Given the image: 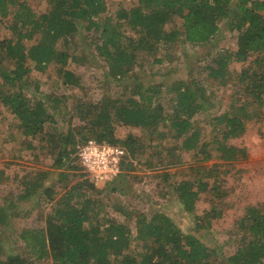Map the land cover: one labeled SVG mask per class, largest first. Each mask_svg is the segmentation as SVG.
I'll list each match as a JSON object with an SVG mask.
<instances>
[{"label":"rangeland","instance_id":"obj_1","mask_svg":"<svg viewBox=\"0 0 264 264\" xmlns=\"http://www.w3.org/2000/svg\"><path fill=\"white\" fill-rule=\"evenodd\" d=\"M23 1L38 14L50 8L48 0H14L13 4L7 5L2 3L0 39L18 38L19 31L15 27L18 20L15 13ZM136 2L137 0H109L106 14L116 19L119 11L130 8ZM3 12L7 14L2 17ZM180 22L179 19L170 22L166 29L178 28ZM229 23L230 21L224 19L218 34L206 44H191L180 39L171 46L161 45L156 55L138 51L136 64L122 74L110 68L105 57L101 55L98 49L102 44L100 30L86 28L87 23L84 26L81 24L72 37L58 42L59 48L70 49L72 59L66 68L78 77L79 85L76 86L64 83L63 73L59 72L60 67L55 63H51L44 70L32 64V71L25 77L27 86L24 91L32 105L39 100L43 101L51 118L46 123V133L36 138L26 137L17 127L18 121L14 115L0 101V170L5 171L7 176L0 185V199L9 197L14 202L13 209L9 210L13 214L9 221L11 223L0 224L2 259L15 251L23 256L32 253L29 245L31 239L23 237V233L40 229L46 235L47 217L62 207L67 201V191L74 188H77L76 193L97 199L102 208L99 217L115 219L118 222L126 221L123 214L125 209L144 212L148 218L160 210L172 217L182 228L192 230L196 224L195 215L203 217L207 212H216L217 208V212L221 214L209 217L211 227L195 230V233L206 245L215 248L218 261L227 259L226 257L238 249L245 235L238 220L246 214L249 205L264 211V102L254 111L258 115L244 120V132L230 140L233 145L247 149V158L230 162L220 153L217 156V145L213 139L215 135H220L221 130L220 125L211 123V119L226 111L240 114L243 109H255L252 103L245 104L249 97L237 83L236 75L243 68H255L251 61L257 55L250 57L245 63L231 64V80L225 86L219 85L218 81L212 83L206 76L207 66L220 51L237 48L240 33L238 30H231ZM122 30L126 36L124 44L130 43L131 36H137L130 26L123 25ZM40 39V34L35 33L33 38H26L24 42L32 45ZM2 54L0 52V57ZM261 67L258 65L257 69ZM191 79L203 90L207 88L203 92L206 100L211 96L208 110L198 112L193 119L197 126L203 128V141L208 143V150L212 151L213 156L204 160L203 153L196 154L195 151L182 149L179 147L181 139L172 136L165 126L158 127L156 133L150 134L140 126L119 124L115 133L117 146L125 150L122 171L114 181L96 184L80 164L78 154L80 147L98 132V128L90 131L93 125L90 120H94L95 110L87 115V110L80 111L77 105L95 106L97 109V104L104 99L134 96L139 100V93L130 94L132 90H146L155 86L161 92L154 97L153 103L161 104L165 113L170 114L175 107L171 84L176 80L190 82ZM72 136H75L76 144L69 146ZM51 139L56 140L55 143L51 144ZM129 148L135 149V152ZM60 157H66V160L60 163ZM250 168L253 170L250 171ZM44 172L47 178L43 186L28 198H22L26 192L23 178L31 181L41 177ZM166 173L169 175L166 176ZM215 175L222 183L221 191L225 194L216 196L202 193L196 200L195 214H188L175 192L176 184L181 179L197 177L209 182L211 188ZM115 186L124 191H112ZM82 198L84 199L75 195L73 202L79 203ZM95 221L96 219L92 222L86 221L84 225L91 227ZM127 221L131 227L132 245L122 252L110 254L114 264H119L125 255L139 258L150 244L148 240L139 237L140 225L137 224V219L132 217ZM103 225L108 226V222ZM32 260L33 264H55L51 257L38 258L36 255Z\"/></svg>","mask_w":264,"mask_h":264},{"label":"trees","instance_id":"obj_2","mask_svg":"<svg viewBox=\"0 0 264 264\" xmlns=\"http://www.w3.org/2000/svg\"><path fill=\"white\" fill-rule=\"evenodd\" d=\"M13 1L0 0V5L13 4ZM48 1V11L39 14L26 2H21L15 13L18 38L0 39V52L3 53L0 57V101L14 115L18 121L16 125L23 135L40 137L46 133V123L51 118L46 112L45 103L39 100L32 105L24 91L27 86L25 77L32 71V64L44 70L55 63L60 67L59 72L63 73L64 83L79 85L78 77L66 68L72 59L70 49L59 48L58 42L72 37L81 24L84 26L87 23L86 28L100 30L102 44L98 49L110 68L122 74L136 64L138 51L156 55L161 45L171 46L180 39L191 44H206L218 34L222 21L227 19L231 30L240 33L237 48L220 51L207 66L206 76L212 83L218 81L219 85L225 86L231 80V64L245 63L257 55L251 61L255 68H243L236 75L237 83L249 97L245 104L252 103L255 109H243L240 114L226 111L214 116L211 123L220 125L221 132L219 136H214L213 142L217 145V156L220 153L226 161L235 162L247 158V149L233 145L230 140L244 132V120L258 115L254 111L264 102V0H137L130 8L119 11L116 19L106 14L109 0ZM6 14L3 12L1 16ZM177 19L181 21L180 26L167 30L166 25ZM123 25L130 26L137 33V36L129 38L130 43L127 44H124L126 36L122 30ZM25 30L29 32L25 33ZM35 33L40 34V41L27 45L24 40L33 38ZM258 65L262 67L257 69ZM139 89L130 93H139V100L134 96L104 99L97 104V109L95 106L77 105L80 111L87 110V115L95 110L94 120H90L93 122L90 131L98 128V132L91 137L114 145L118 143L115 132L119 124L140 126L150 134L156 133L158 127L165 126L172 136L181 139L179 147L182 149L195 151L196 154L203 153L204 160L213 156L212 151L208 150V143L203 141V128L197 126L193 119L198 112L206 111L210 106L211 96L207 100L203 96L207 88L203 90L192 79L190 82H173L171 90L175 107L170 114L165 113L161 104L153 103L154 97L161 92L160 88L153 86L146 90ZM74 138L71 137L69 146L76 144ZM55 141L51 139L49 142L53 144ZM129 149L135 152V149ZM62 160H66V157H60L59 162ZM214 177L216 179L211 188L209 182L197 177L181 179L176 184L175 192L188 214H195L196 200L202 193L216 196L225 194L221 191L222 183L217 180V175ZM6 178L5 171L0 170V185ZM46 178V172L31 181L24 177L26 192L21 197L28 198L36 193ZM76 190H68L67 201L55 214L47 217L46 235L40 229L23 233V237L32 241L29 243L32 253L23 256L15 251L5 259L0 257V264H33L32 258L36 255L38 258L51 257L55 264H114L110 254L122 252L132 245L131 227L127 221L132 217L140 225L139 237L148 240L150 244L139 258L125 255L119 264H264V211L254 205H249L246 214L238 220V225L245 232L242 244L227 259L218 261L215 248L206 245L195 233V230L211 227L209 217L221 214L217 208L216 212H207L203 217L195 215L196 224L192 230L182 228L160 210L148 218L144 212L125 209L123 214L126 221L118 222L99 217L102 208L97 199L76 193ZM112 191L124 190L115 186ZM75 195L84 199L79 203L73 202ZM13 207L11 198L0 199L1 225L11 223L9 221L13 214L9 210ZM94 219L96 221L91 227L84 225L86 221L92 222ZM105 222H108L106 227L103 225Z\"/></svg>","mask_w":264,"mask_h":264},{"label":"built area","instance_id":"obj_3","mask_svg":"<svg viewBox=\"0 0 264 264\" xmlns=\"http://www.w3.org/2000/svg\"><path fill=\"white\" fill-rule=\"evenodd\" d=\"M78 154L80 164L96 184L113 180L122 171L125 150L121 146L90 138L80 147Z\"/></svg>","mask_w":264,"mask_h":264},{"label":"crops","instance_id":"obj_4","mask_svg":"<svg viewBox=\"0 0 264 264\" xmlns=\"http://www.w3.org/2000/svg\"><path fill=\"white\" fill-rule=\"evenodd\" d=\"M258 151V150H257ZM259 152V151H258ZM255 155H257V152H256V154ZM263 162V161H262ZM256 166H258V164H255ZM253 169L252 168H250V171H252ZM254 172V171H253ZM257 174V173H256ZM255 203V202H254Z\"/></svg>","mask_w":264,"mask_h":264}]
</instances>
